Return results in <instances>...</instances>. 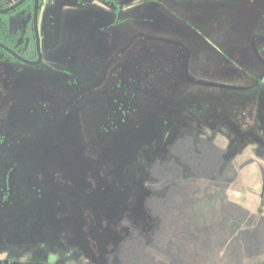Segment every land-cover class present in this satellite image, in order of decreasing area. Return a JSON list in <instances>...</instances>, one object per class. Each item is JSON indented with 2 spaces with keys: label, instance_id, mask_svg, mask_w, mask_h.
I'll return each instance as SVG.
<instances>
[{
  "label": "rangeland",
  "instance_id": "obj_1",
  "mask_svg": "<svg viewBox=\"0 0 264 264\" xmlns=\"http://www.w3.org/2000/svg\"><path fill=\"white\" fill-rule=\"evenodd\" d=\"M41 1L43 63L0 89V264H264V0ZM26 6L0 43L32 60ZM69 115L74 149L24 162Z\"/></svg>",
  "mask_w": 264,
  "mask_h": 264
},
{
  "label": "flooded vegetation",
  "instance_id": "obj_2",
  "mask_svg": "<svg viewBox=\"0 0 264 264\" xmlns=\"http://www.w3.org/2000/svg\"><path fill=\"white\" fill-rule=\"evenodd\" d=\"M21 1L22 0H20L19 2H21ZM38 1H39V12H38V34H39V19H40V16H41V11H42L43 6H42V1L41 0H38ZM87 1H90V0H87ZM97 1H99V0H94L92 2H86V0H70V2L74 4V6L90 5V4H93V3L97 2ZM105 1H110V0H105ZM19 2H17V3L15 2L11 6H9L7 8H4V9L0 8V10L6 11V10L10 9L11 7H13L14 5L18 4ZM67 2H69V1H67ZM144 2H145V0H117V2H115L113 4L111 2H109V3L111 5H115L116 6V10H117L116 12L120 15V14H125L126 11L134 10L135 8H137L138 5H140V4L144 3ZM29 4H30V6H29ZM26 5H28V6H26ZM25 6L28 7V8H26V10H25V14L26 15L23 17V21L25 20V25H26V29L27 30H28L29 26L32 24L31 33L33 32V40H32V38L29 39V47L26 49V51L30 52L31 55L35 51L36 58L32 59V60L26 59L25 57H22L18 53H15V51H13V49H11L12 47L9 44H7L6 42H2L0 44L3 45L5 48H7L10 52L8 50L3 49V48L0 47V51H1L0 53L2 55V57H0V74H1V72L2 73L4 72V74H5L6 70L14 71L12 66H10L8 63L19 65L20 69L18 70V73L23 71V69H24L23 65L24 66H30V67H37V66H40L43 63V56H42V50H41V58H42V60H41V63L37 64L39 62V60H40V54H39L38 49H37L35 26H34L35 0H27L18 9L24 8ZM17 10H15V11H17ZM15 11H13V12H15ZM4 14H9V13H0V15H4ZM136 20H137V16L135 15L133 17H126L124 21H122V22L117 24V25H123L124 26L121 29L126 31V33H123V36L125 38L133 36V33H134L135 29H133L132 23L134 21H136ZM9 24H11V23H9ZM125 26H127L128 30H126ZM129 31H132L133 33L130 34ZM157 31L160 32V30H157ZM29 34H30V31H29ZM135 34H136V36H135L136 38L138 36L142 35V34L134 33V35ZM5 37L7 39H14V34L10 31V28L7 29ZM39 38H40V34H39ZM146 38L148 40L160 41L163 44L178 45L180 47H183V49H184L183 51H186L185 53L188 55L187 63H184V64H186L185 72H188V69L190 67V62H191V51L189 50V48H187L184 44H182V43H180L178 41H174V40L170 41V40H166V39L152 38V37H146ZM40 44H41V39H40ZM120 51H122V50H120ZM20 59H22L23 62ZM24 61L27 62V64ZM29 63H31L33 65H31ZM15 71H17V70L15 69ZM181 77H184V79H185L184 75L180 76V78ZM7 83L8 82L3 77L0 80V84H2V85H0V89H1V87H4V85H7ZM7 87H8V85H7ZM229 87H232V86H229ZM234 88H238V87H234ZM215 89H217V88H215ZM241 89H243V90H238V91H245L246 90L244 88H241ZM232 91H235V90H232ZM72 121L73 120L71 119V116L70 115L67 116L65 118V120L63 121V125L61 126V128L58 129V132L56 133V135H55L56 137L54 138V140L52 142L51 141L48 142V144L45 146V149H43L40 153H34V155H32V156H27V155L24 154L23 155V161L24 162H28L30 159L31 160H37V159L41 160L42 158H48L52 154L53 155L54 154H57V155L59 154L60 155L62 153V150H63V152L67 151V150L69 151V149L73 150L74 147H72V146H73L74 143H76V138H75V136H71V134H72V128H71ZM71 153H72V155H74L75 158H77V153L76 152L75 153L71 152ZM60 157H61V155H60ZM65 161H67V160L65 159ZM29 165L30 164H26V168L29 167ZM78 170H79V168H78ZM6 262H7V264H13V263H8V261H6ZM4 264H6V263H4Z\"/></svg>",
  "mask_w": 264,
  "mask_h": 264
},
{
  "label": "crops",
  "instance_id": "obj_3",
  "mask_svg": "<svg viewBox=\"0 0 264 264\" xmlns=\"http://www.w3.org/2000/svg\"><path fill=\"white\" fill-rule=\"evenodd\" d=\"M16 2V1H15ZM15 2H13L12 3V1H10V0H0V8L1 9H4V8H7V7H9V6H11L12 4H14ZM28 12V11H27ZM26 14H24V16H25ZM1 16V15H0ZM1 18V17H0ZM11 22H13V20H11ZM135 29V28H134ZM124 33H126V31L124 32ZM190 38H191V40H193V42H194V49H195V53H193L194 54V58H195V60L193 61V63H195L194 65L195 66H193V69H195L197 72H198V70H200V72H203V70L201 69V67L199 66V64L197 63V57L200 55V54H208V55H210L209 53H208V51H206V50H203L202 49V46H203V43H201V40H200V38L198 37V36H196V35H193V34H191V36H190ZM198 44H201L200 46H198ZM204 52V53H203ZM210 52V51H209ZM212 55H213V53L212 52H210ZM10 66H12V68L13 69H16L17 70V72H18V70L20 69V66L19 65H17V64H10V63H8ZM190 64H192V62H190ZM4 72L2 73L1 72V74H0V80L4 77ZM73 118L74 117H72L71 116V119L73 120ZM71 136H75V138H76V135H74V133H72L71 134ZM30 209H33V206H30ZM18 221V220H17ZM20 223L21 224H26V223H23L22 221H21V219H20ZM39 227H41V226H39ZM39 227L37 226L36 228H35V232L33 231L32 232V234H40V231H39ZM66 227V226H65ZM22 227L20 226V229H21ZM19 229V230H20ZM42 229H43V233H47V231H46V229H44L43 227H42ZM65 229V230H64ZM69 228L68 227H66V228H63V229H59V227H54V232H55V238L57 237V235L58 234H60L61 236H62V234H64L67 230H68ZM23 230V229H22ZM51 231V230H50ZM18 235V234H17ZM45 235V234H44ZM20 236H21V238H20ZM63 237V236H62ZM15 239L17 240V237H15ZM18 239H22V232H20V235L18 236ZM64 239V238H63ZM57 241V243H59L60 241H62V240H56ZM60 244V243H59Z\"/></svg>",
  "mask_w": 264,
  "mask_h": 264
},
{
  "label": "water",
  "instance_id": "obj_4",
  "mask_svg": "<svg viewBox=\"0 0 264 264\" xmlns=\"http://www.w3.org/2000/svg\"><path fill=\"white\" fill-rule=\"evenodd\" d=\"M27 0H22L21 2H19L18 4L14 5L13 7H11L10 9L6 10V11H2L0 10V13H11L15 10H17L19 7H21ZM94 0H90V1H87L86 2H92ZM38 12H39V1L38 0H35V11H34V26H35V34H36V43H37V49H38V52L40 54V60L37 64L41 63V44H40V38H39V34H38ZM0 47L3 48V49H6L8 50L7 48H5L3 45L0 44ZM9 51V50H8ZM10 52V51H9ZM22 62L23 60L20 59ZM25 62V61H24ZM27 64V62H25ZM31 64V63H29ZM36 64V65H37ZM33 65V64H31ZM185 76V79L192 85H196V86H203V87H208V88H217V89H224V90H235V91H238V90H243L241 88H234V87H229V86H224V85H218V84H207V83H202V82H198V81H194L192 80L188 73L185 72L184 74Z\"/></svg>",
  "mask_w": 264,
  "mask_h": 264
},
{
  "label": "trees",
  "instance_id": "obj_5",
  "mask_svg": "<svg viewBox=\"0 0 264 264\" xmlns=\"http://www.w3.org/2000/svg\"><path fill=\"white\" fill-rule=\"evenodd\" d=\"M146 237V236H145ZM136 239V238H135Z\"/></svg>",
  "mask_w": 264,
  "mask_h": 264
}]
</instances>
